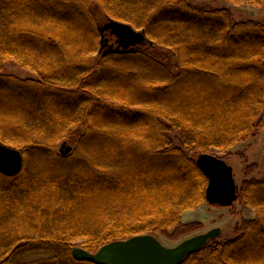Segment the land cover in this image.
<instances>
[{"label": "trees", "instance_id": "obj_1", "mask_svg": "<svg viewBox=\"0 0 264 264\" xmlns=\"http://www.w3.org/2000/svg\"><path fill=\"white\" fill-rule=\"evenodd\" d=\"M91 5L147 42L101 56ZM260 131L263 20L190 0H0V143L23 159L18 176L0 173V264H91L71 251L193 234L201 227L181 216L206 203L208 184L196 158ZM61 142L70 154L57 153ZM236 193L254 219L181 264H264V179Z\"/></svg>", "mask_w": 264, "mask_h": 264}, {"label": "water", "instance_id": "obj_2", "mask_svg": "<svg viewBox=\"0 0 264 264\" xmlns=\"http://www.w3.org/2000/svg\"><path fill=\"white\" fill-rule=\"evenodd\" d=\"M262 20L264 21V12ZM99 35L101 56L111 53H133L138 46L147 42L144 31H136L126 24L111 20L99 26ZM71 151L72 149L68 147L61 156H66ZM195 162L207 179L206 203L221 208L231 207L237 199V185L232 168L213 154H201ZM22 166L21 152L0 143V173L7 178L16 177L22 171ZM219 234L220 229L215 228L205 234L189 237L173 248L162 246L152 235H141L111 242L94 254L87 253L79 247L74 248L71 254L75 261L91 264H181L187 256L202 249L208 241L216 239Z\"/></svg>", "mask_w": 264, "mask_h": 264}, {"label": "rangeland", "instance_id": "obj_3", "mask_svg": "<svg viewBox=\"0 0 264 264\" xmlns=\"http://www.w3.org/2000/svg\"><path fill=\"white\" fill-rule=\"evenodd\" d=\"M192 6L204 9H228L231 11L233 20L236 22H245L249 20L259 21L262 20L264 10L257 8L247 0H242L238 5H234L224 0H190ZM91 9L96 17L99 26L106 23V20L101 16L99 7L91 5ZM138 31V30H136ZM101 40V39H100ZM101 42V41H100ZM161 57L165 59L166 65L172 70L175 65L176 59L172 53L165 49L160 52ZM95 55L93 58H97ZM8 74L17 75L20 78H35L33 73L28 70H18L12 66H7L5 70ZM57 153H61L68 147L71 149L74 146L61 142L57 146ZM71 153V152H70ZM69 153V154H70ZM209 154L215 155L217 158L225 161L231 168L234 176V181L237 187H239L243 181L251 179H264V131L255 132L254 135L248 138L242 144H236L228 151L221 152L216 149L210 150ZM181 224H193L198 223L201 227L198 231L184 236V238L171 241L165 237L155 236L162 246L167 248H173L179 243L183 242L189 237L194 235L205 234L215 228L220 229V234L214 239L215 242H226L233 239L235 236L234 231L237 224L243 220H252L255 217L254 211L246 207L242 203L235 202L231 207L225 208H213L207 203L202 204L196 210L184 212L181 216Z\"/></svg>", "mask_w": 264, "mask_h": 264}]
</instances>
